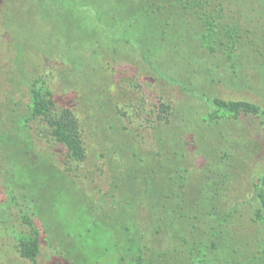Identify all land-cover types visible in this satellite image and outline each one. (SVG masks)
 <instances>
[{
  "label": "trees",
  "instance_id": "16d2710c",
  "mask_svg": "<svg viewBox=\"0 0 264 264\" xmlns=\"http://www.w3.org/2000/svg\"><path fill=\"white\" fill-rule=\"evenodd\" d=\"M233 1L29 0L25 9L35 8L39 2L47 14L56 11L71 19L75 12L79 14L78 28L85 42L79 52L69 45L61 53L56 48L31 52L25 39L9 27L11 18L3 21L0 103L9 105L11 113L5 120L16 126L2 133L1 142L11 151L12 144H19L13 158L24 164L38 161L26 157L35 146L32 134L37 127L41 140L60 148L65 164L83 166L88 162L93 148L78 100L77 104H60L53 90L60 62L71 66L62 74H80L71 78V89H80L84 100L89 97L86 93L94 92L96 99L90 97L87 106L99 109V116L113 114L109 129L118 140L99 155L110 158L114 173L106 193H113L116 199V264H264V163L256 168L262 144L254 125L247 121L255 118L264 128V106L208 94L192 80L199 68L186 71V77L173 71L177 64L182 70L184 59L209 73L211 68L203 66L204 57L218 55L236 69L248 47L264 55L255 48L252 30L242 21V8L233 12ZM61 4L72 11L64 12ZM60 24L68 28L71 22L61 20ZM130 54L150 66L148 75L155 80L176 83L193 93L197 105L179 107L161 99L141 120L128 112L130 102L114 96L112 90L118 77H111L112 84L107 78L112 61ZM8 62L14 66L6 71ZM79 66L90 68L94 75L99 71L103 90H98L96 78L84 84ZM16 93L20 94L17 100ZM39 159L49 161L43 156ZM55 167L76 185L72 171ZM249 185L250 195L241 199ZM32 211L40 212L37 207ZM25 217L29 231L18 235V251L29 264H38L41 229L30 214ZM162 236L170 247L153 250L151 239ZM74 247L78 256L68 252L76 261L88 264L81 255L85 244Z\"/></svg>",
  "mask_w": 264,
  "mask_h": 264
},
{
  "label": "rangeland",
  "instance_id": "374dc122",
  "mask_svg": "<svg viewBox=\"0 0 264 264\" xmlns=\"http://www.w3.org/2000/svg\"><path fill=\"white\" fill-rule=\"evenodd\" d=\"M56 1L63 3L66 0ZM28 2L29 0H0V9H2L0 28L6 29L3 21L5 24L11 18L9 27L14 28L16 34L25 39L32 47L31 52L37 50L47 52L48 48H56L61 53L68 51V45L74 51L81 50L85 42L82 38L83 31L78 28L79 14L75 12L72 19L70 15L61 17L56 11L47 14L41 11L39 2L36 3L35 8L25 9ZM230 6L235 13L240 7L242 8L241 18L252 30L250 35L254 39L255 48L264 53V0H236ZM62 8L64 12L67 9L72 11V8L67 6ZM61 20L71 22V25L66 27L67 30L60 24ZM8 37L9 34L6 38ZM204 58L203 66L211 68L209 73L204 70L203 73L201 70L203 67L196 62L189 64L184 59L181 62L182 70H179L177 64L173 67V71H181L186 77L188 74L186 71L194 67L199 68L198 74L191 75L194 77L192 80L208 94L228 99L250 100L264 106V55L258 50L245 48L238 59L236 69L230 68L221 55ZM8 63L5 64L6 71L9 66H14ZM58 64L59 72L52 81L55 95L60 104H77L78 100L80 115L86 121L87 134L90 135L89 141L93 149L88 162L83 166L75 163L65 164L60 157V148L51 142L41 140L38 134L41 130L35 127L32 134L35 146L26 157L30 161L38 158V161L24 164L23 160L13 158L17 155L19 144H12L13 151H11L1 142L2 133L16 126V123L5 120L8 118V112L11 113L10 107L4 101L0 103V263L29 264L28 260L19 253L17 245L18 235L23 231H29L25 214H30L41 229V252L38 256V264H82L76 261L74 256H78L79 253L74 251L75 244H85L81 255L82 258L84 256L87 258L88 264H116L117 251L113 249L114 244L119 240L113 221L117 216V210L114 208L116 199L111 196L113 193H106L113 184L114 173L110 169V158L108 160V157L99 155L102 150L107 151V148L118 140L114 130L109 129L112 123L109 119L113 114L102 112L99 116V112H96L99 109L95 110L94 106V108L87 106L90 97L96 99L94 92H85L89 97L84 100L80 89H71L69 83L74 76L80 77L79 72L72 75L68 72V74L65 72L66 75L62 74L71 66L62 62ZM111 66L113 68L109 69L108 82L112 84L111 77L114 76L119 80L115 87L112 85V88H115L112 89L114 96H122L121 98L130 102L131 105L127 106L126 110L133 115L136 114L140 120L150 110L153 111L152 109L160 104L161 99L179 107H183V104L197 105L193 93L185 91L176 83L155 80L148 75L150 66L142 60H137L132 54L119 56L112 61ZM111 66L107 65L106 68ZM77 70L82 71L81 79L84 84L96 78L98 90H103L105 86L99 78L101 74L99 71L94 75V71L90 68L85 69L84 66H79ZM80 97L83 99L81 100ZM19 98L20 94L16 93L15 100ZM4 100L7 101L6 96ZM91 113L94 115H90ZM247 121L248 124L250 122L254 125L256 136L262 144V151L258 155L259 163L256 164L257 167L255 166L258 169L264 163V128L255 118ZM118 127H121L120 123L116 124L117 129ZM42 156L50 162L40 160L39 157ZM54 165L66 170L67 173L72 171L76 185L69 176L64 177L60 174ZM250 193L251 185L243 191L241 199L249 196ZM35 207L40 212L34 214L32 210H35ZM103 213L107 214L106 217H102ZM150 243L153 250H165L170 247L169 240L163 236L151 239ZM108 248L111 250L107 251Z\"/></svg>",
  "mask_w": 264,
  "mask_h": 264
}]
</instances>
